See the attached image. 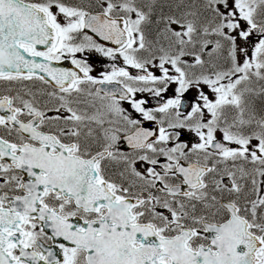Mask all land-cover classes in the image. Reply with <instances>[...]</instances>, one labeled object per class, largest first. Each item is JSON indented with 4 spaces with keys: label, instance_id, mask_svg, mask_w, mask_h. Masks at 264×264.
Returning <instances> with one entry per match:
<instances>
[{
    "label": "snow or ice",
    "instance_id": "1",
    "mask_svg": "<svg viewBox=\"0 0 264 264\" xmlns=\"http://www.w3.org/2000/svg\"><path fill=\"white\" fill-rule=\"evenodd\" d=\"M0 264H264V0H0Z\"/></svg>",
    "mask_w": 264,
    "mask_h": 264
}]
</instances>
